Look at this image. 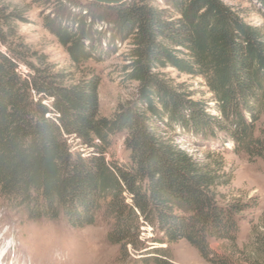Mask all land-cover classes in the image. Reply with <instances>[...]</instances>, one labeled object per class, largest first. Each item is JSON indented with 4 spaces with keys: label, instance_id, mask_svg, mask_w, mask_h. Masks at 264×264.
<instances>
[{
    "label": "trees",
    "instance_id": "obj_1",
    "mask_svg": "<svg viewBox=\"0 0 264 264\" xmlns=\"http://www.w3.org/2000/svg\"><path fill=\"white\" fill-rule=\"evenodd\" d=\"M54 1L57 11L44 25L73 65L100 62L126 43L121 78L137 83L136 94L100 116L99 74L74 80L46 60L20 72L21 56L0 49V196L32 219L63 215L76 229L93 225L104 203L114 218L108 239L133 262L172 264L170 245L186 239L213 264H264L237 245L246 205L219 199L220 179L231 180L222 153L200 161L170 134L181 129L264 158V128L256 133L264 114V25L224 0ZM20 19L0 7V38ZM168 68L201 77L211 98L186 99ZM119 133L128 161L107 158ZM143 225L160 231V245L146 244ZM212 241L243 257L218 252Z\"/></svg>",
    "mask_w": 264,
    "mask_h": 264
},
{
    "label": "rangeland",
    "instance_id": "obj_2",
    "mask_svg": "<svg viewBox=\"0 0 264 264\" xmlns=\"http://www.w3.org/2000/svg\"><path fill=\"white\" fill-rule=\"evenodd\" d=\"M78 1L84 3L85 0ZM224 1L235 6L248 21L264 25V7L256 0ZM56 5L54 0H0V7L8 11L16 10L23 17L12 23L13 32L3 29L5 40L0 38V49L10 47L21 56L20 72L29 71L27 63L41 65L45 60L44 64H52L55 70L66 72L74 80L96 72L102 78L98 91L99 115L111 116L118 105L127 103L136 94L137 83L123 81L120 72L128 45L119 44L117 52L108 54L100 62L90 60L84 65H73L66 48L44 25L46 16H53L57 11ZM40 56H44L42 61ZM167 71L172 82L181 87L186 99L208 101L211 98L201 77L179 73L172 68ZM262 128L264 114L257 123L256 133L260 134ZM170 134L183 149L200 161L205 162L209 154L214 155L217 151L222 153L231 180L226 183V176L220 179L216 188L219 199L224 203L241 201L246 205L239 215L237 245L245 250L247 257H255L264 263V158L250 157L244 150L236 151L228 142L223 146L220 140H204L181 129ZM124 138L125 133L113 138L108 159L129 160L130 153ZM72 143L75 144L74 141ZM113 223L114 218L106 215L104 203L93 225L76 229L63 215L57 219H32L24 207L13 206L0 196V254L7 251L0 264H141L122 259L120 245L109 241L108 234ZM141 229L142 239L147 245H160L155 242L160 236L159 230L150 225H143ZM212 247L235 258L243 257L228 242L212 241ZM128 249L133 256V249ZM170 249L172 264H213L186 239L171 244Z\"/></svg>",
    "mask_w": 264,
    "mask_h": 264
},
{
    "label": "water",
    "instance_id": "obj_3",
    "mask_svg": "<svg viewBox=\"0 0 264 264\" xmlns=\"http://www.w3.org/2000/svg\"><path fill=\"white\" fill-rule=\"evenodd\" d=\"M88 1H94L100 4H105V5H116V4L123 3L126 0H88Z\"/></svg>",
    "mask_w": 264,
    "mask_h": 264
},
{
    "label": "bare ground",
    "instance_id": "obj_4",
    "mask_svg": "<svg viewBox=\"0 0 264 264\" xmlns=\"http://www.w3.org/2000/svg\"><path fill=\"white\" fill-rule=\"evenodd\" d=\"M6 253H7V251L6 252H3V254L1 253L0 254V263L6 258L5 256H6Z\"/></svg>",
    "mask_w": 264,
    "mask_h": 264
}]
</instances>
